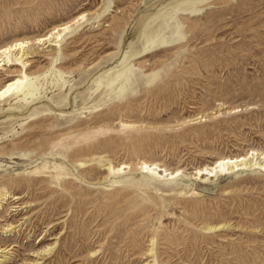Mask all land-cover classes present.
I'll return each mask as SVG.
<instances>
[{
  "label": "rangeland",
  "instance_id": "obj_1",
  "mask_svg": "<svg viewBox=\"0 0 264 264\" xmlns=\"http://www.w3.org/2000/svg\"><path fill=\"white\" fill-rule=\"evenodd\" d=\"M18 41L0 264H264V171L197 173L264 154V0H0V52Z\"/></svg>",
  "mask_w": 264,
  "mask_h": 264
},
{
  "label": "bare ground",
  "instance_id": "obj_2",
  "mask_svg": "<svg viewBox=\"0 0 264 264\" xmlns=\"http://www.w3.org/2000/svg\"><path fill=\"white\" fill-rule=\"evenodd\" d=\"M67 26H63L62 28H55L54 32L57 29H58V31L68 29ZM50 38L45 37V38L40 39V41H47V40H50ZM26 43H27L26 41L25 42L24 41L23 42L18 41V42L14 43V44L6 47V48L1 49L0 54L3 55L5 58H7V61H10L11 57L13 56L14 51L21 50L22 56L20 58L18 57L19 59H15V61H22V58L25 56V53L22 51H24V49L27 47ZM16 57H17V55H16ZM22 64H23V70H22L23 76H22V78L11 81L9 83L8 87L6 86L5 88H3L0 91V100L5 98L6 96H9L10 93H13L11 95L22 97V100H27L28 96L33 97L34 94L32 95V90H31L32 88L30 89L32 84L30 85L29 75L27 74L26 70L24 71V68H25L27 63L22 62ZM238 111H240V110L239 109L235 110V112H238ZM255 157H258V158L254 159ZM251 159H254V161H256L253 165H251ZM139 166H140V170L142 171V173H146V174H152L153 175V174L158 173V171H165L166 172L165 176H167V177L170 176V179H174L175 177H177L181 173L180 171H177L175 173H169L168 170H163L162 168H159L156 164H148L146 162L140 163ZM249 166L250 167H252V166L257 167L259 170L264 171V154H259L256 151H250V153H248L246 156H242V157H238V158H222V159L218 160L210 169H208V168L207 169H199V170H197V173L199 175H202V176L207 175L208 171H209L208 174H210L212 171H216V173L225 172V173L229 174V173H232L230 171H232L233 169L239 170V168H241L240 170H247ZM123 169H124V166L118 168L117 171H120ZM107 170L112 172L113 167L109 166V167H107ZM210 228H211V226H210ZM12 249L13 248H11L10 250H12ZM10 250L9 251H7V250L1 251L0 250V253H4V255L9 254ZM8 260H9V258L4 256L2 259L0 258V263L1 262H3V263L7 262Z\"/></svg>",
  "mask_w": 264,
  "mask_h": 264
}]
</instances>
